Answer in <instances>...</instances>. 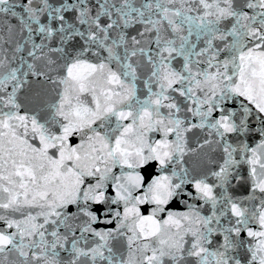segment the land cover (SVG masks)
<instances>
[{
  "label": "snow or ice",
  "instance_id": "6c2138e0",
  "mask_svg": "<svg viewBox=\"0 0 264 264\" xmlns=\"http://www.w3.org/2000/svg\"><path fill=\"white\" fill-rule=\"evenodd\" d=\"M0 264H264V0H0Z\"/></svg>",
  "mask_w": 264,
  "mask_h": 264
}]
</instances>
